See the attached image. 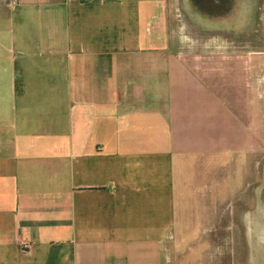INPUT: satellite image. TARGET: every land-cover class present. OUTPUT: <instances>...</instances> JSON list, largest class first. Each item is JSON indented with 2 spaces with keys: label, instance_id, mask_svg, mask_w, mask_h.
<instances>
[{
  "label": "crops",
  "instance_id": "obj_1",
  "mask_svg": "<svg viewBox=\"0 0 264 264\" xmlns=\"http://www.w3.org/2000/svg\"><path fill=\"white\" fill-rule=\"evenodd\" d=\"M260 25L264 0H0V264H264L224 204L256 57L208 40Z\"/></svg>",
  "mask_w": 264,
  "mask_h": 264
},
{
  "label": "rangeland",
  "instance_id": "obj_2",
  "mask_svg": "<svg viewBox=\"0 0 264 264\" xmlns=\"http://www.w3.org/2000/svg\"><path fill=\"white\" fill-rule=\"evenodd\" d=\"M246 24H252L251 19H245ZM263 23V22H262ZM261 23V25H262ZM260 27L255 34L245 32L252 26H246L242 33H230L228 40L212 37L208 39L213 44H209L210 49H239L252 51L255 68L259 70L249 83L248 92L255 110V126L257 127L255 134V142L247 150L246 156L237 167V161L230 162L229 168L226 170L227 185L230 188L229 196L225 199L229 212V230L230 234L238 230L242 234V238H252L253 232L258 236L255 240L234 241L230 237L229 251L230 254L235 248L252 247L253 244L260 247L262 258L264 257V26L263 32ZM260 39V44L257 40ZM187 35V34H186ZM200 35V34H198ZM197 34V38L199 37ZM200 40V39H198ZM253 41L250 44L249 41ZM224 41V43L214 42ZM256 72V71H255ZM257 122V123H256ZM235 165V166H234ZM219 200V199H218ZM222 210V212H220ZM217 215H224L225 209L216 210ZM236 219V220H235ZM239 220V221H238ZM235 221V223H234ZM240 222V224H239ZM255 231H252L254 230ZM220 245V246H218ZM216 247L220 248L218 242ZM245 249V248H244ZM264 260V259H263Z\"/></svg>",
  "mask_w": 264,
  "mask_h": 264
}]
</instances>
